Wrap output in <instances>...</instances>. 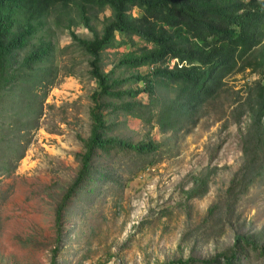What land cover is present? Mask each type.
I'll return each instance as SVG.
<instances>
[{"label": "rangeland", "instance_id": "1", "mask_svg": "<svg viewBox=\"0 0 264 264\" xmlns=\"http://www.w3.org/2000/svg\"><path fill=\"white\" fill-rule=\"evenodd\" d=\"M65 11L55 9L48 15L28 45L31 49L42 41L52 43L51 60L42 66L55 75L32 95L42 108L28 127L24 157L20 161L16 156L7 158L6 162L17 167L9 176L0 174V264H51L58 204L79 171L77 155L83 151L79 136L86 138L90 133L92 95L99 87L90 74L91 57L74 43L67 25L72 24L71 30L82 39H91L93 33L81 22L77 6ZM85 15L101 33L112 13L105 9ZM121 40L118 36L117 41ZM144 46L136 39L134 46L107 48L102 53V70H114L119 79L148 74L150 67H119L126 54ZM256 78L249 70L227 77L221 98L176 125L154 122L151 128L140 118L120 112L108 115L111 135L133 142L150 137L162 146L149 158L154 163L143 170L139 157L123 153L101 161L118 182L100 180L72 199L64 213L57 264H159L190 256L206 259L230 249L234 233L264 236V178L239 202L227 228H222L220 221L204 222L217 194L227 188L242 163L241 131L247 119L240 126L232 121L233 92L244 95L247 83ZM123 87H142V83L131 81ZM159 90L171 94L169 88ZM136 99L148 101L145 94ZM220 143L211 162L219 171L210 191L186 203L183 190L191 186L192 176L209 164V148ZM248 256L240 264H264L256 252L249 251Z\"/></svg>", "mask_w": 264, "mask_h": 264}, {"label": "trees", "instance_id": "2", "mask_svg": "<svg viewBox=\"0 0 264 264\" xmlns=\"http://www.w3.org/2000/svg\"><path fill=\"white\" fill-rule=\"evenodd\" d=\"M72 6L78 7L81 22L93 33L91 39H82L71 30L72 24L67 25L74 43L91 57L90 74L99 89L92 95L89 136H79L83 144L77 155L79 171L56 211L57 238L51 264H57L64 213L72 199L100 180L117 181L101 161L123 153L139 157L143 170L154 163L149 158L162 146L150 137L133 142L111 135L108 115L120 112L140 118L151 128L154 122L176 125L221 98L227 77L249 70L257 78L247 83L244 95L233 92L231 99L235 105L232 121L240 126L247 119L241 131L242 163L204 219L205 223L220 221V226L227 228L239 202L264 178V0H0V174L9 176L17 167L6 162L7 158L16 156L20 161L24 157L28 127L42 108L39 99L33 98L34 91L55 75L42 66L51 60L52 43L42 41L29 49V42L55 9L65 11ZM105 9L112 15L98 33L85 13ZM136 39L145 46L126 54L119 67H150L151 71L124 79L114 77V70L105 73L103 51L134 46ZM131 81L142 83V87H123ZM163 88H169L170 96L159 90ZM141 94L148 101L136 99ZM220 149L221 143L209 148V164L193 175L191 186L183 190L186 203L210 191L219 171L211 162ZM263 237V233H234L231 248L211 258L190 256L159 264H240L249 258V251L264 259Z\"/></svg>", "mask_w": 264, "mask_h": 264}, {"label": "built area", "instance_id": "3", "mask_svg": "<svg viewBox=\"0 0 264 264\" xmlns=\"http://www.w3.org/2000/svg\"><path fill=\"white\" fill-rule=\"evenodd\" d=\"M174 63H175V61L172 62V64H174Z\"/></svg>", "mask_w": 264, "mask_h": 264}]
</instances>
